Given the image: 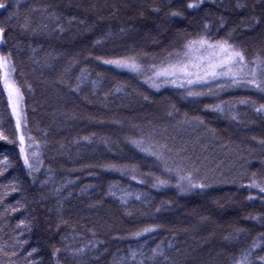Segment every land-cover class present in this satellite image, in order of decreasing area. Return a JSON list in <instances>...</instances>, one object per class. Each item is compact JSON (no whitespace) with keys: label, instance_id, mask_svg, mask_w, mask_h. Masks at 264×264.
Segmentation results:
<instances>
[{"label":"trees","instance_id":"16d2710c","mask_svg":"<svg viewBox=\"0 0 264 264\" xmlns=\"http://www.w3.org/2000/svg\"><path fill=\"white\" fill-rule=\"evenodd\" d=\"M7 2L12 7L0 10V26L6 28L0 51L12 53L26 131L40 162L29 175L0 86V131L15 141H0V264H233L254 243L253 264H264L258 259L264 256V202L247 199L258 190L239 187L253 171L264 177V112L251 104L231 111L225 106L224 112L206 108L242 98L258 107L264 94L230 89L186 97L183 89L157 90L144 76L102 62L127 55L144 64L159 62L185 38L204 34V24L215 39L231 31V42L249 58L264 55V0H204L194 10L186 8L189 0ZM238 2L245 7L237 8ZM46 5L48 11L39 10ZM16 7L19 20L7 21ZM171 11L182 16L171 17ZM25 16L28 30L20 27ZM132 140L162 151L171 167L199 169L197 180L206 177L212 186L181 192L175 173H166L163 163ZM247 160L248 175L241 176ZM109 164L124 171L103 167ZM154 177L169 182L153 187ZM152 225L159 227L131 235ZM236 229L245 230L238 240L224 239ZM157 245L167 259L153 257Z\"/></svg>","mask_w":264,"mask_h":264},{"label":"snow or ice","instance_id":"6c2138e0","mask_svg":"<svg viewBox=\"0 0 264 264\" xmlns=\"http://www.w3.org/2000/svg\"><path fill=\"white\" fill-rule=\"evenodd\" d=\"M204 3V0H189L186 5L188 10L199 9ZM12 7L7 0H0V10H7ZM50 5H46L40 11H48ZM237 8H243L245 5L241 3L236 4ZM38 9H33L37 11ZM152 11L159 12L160 8H153ZM171 17L182 16L180 11H171L168 13ZM20 13L18 7L14 8L9 12L6 20L11 21L13 18L19 20ZM51 18L59 20V16L55 13L51 14ZM75 20V17L71 18L68 23L71 24ZM253 22L258 23L253 19ZM84 23V21H80ZM223 21H221V26ZM30 26V18L25 16L24 22L20 24L23 30H28ZM46 27V25H45ZM59 27L61 32L64 31L63 27ZM205 33L197 35L195 38H185L180 47L173 48L168 51L163 59L159 62H152L144 64L140 61L136 55L121 56L114 59H103V63L106 65H114L116 68L127 69L130 72H134L137 75L145 77V83L149 84L152 88L159 90L160 88L171 85L175 88L183 89L186 97H202V96H217L220 92L226 90L234 89H246L255 90L260 94H264V55L256 54L254 57L249 58L246 51L237 46L232 41V32L230 31L227 35L220 39L212 38L208 35L207 30L209 29L208 24H204ZM35 32V29H32ZM123 31V29H122ZM6 28L0 26V44H6L5 40ZM99 43V41H98ZM101 59V58H97ZM85 70H82V73ZM16 72V66L12 59L11 51L7 53L0 51V86L2 90L7 95V107L11 110V116L15 120V132L18 135L19 141V154L23 158L24 166L29 170V175L32 171L38 170L34 168V163H39V153L36 151H29L33 147L34 138L29 135L27 140L30 142L25 144L26 137L22 132L23 128L27 127V118L22 107L23 94L18 86L16 80L14 79V73ZM85 76L82 75L78 79H84ZM95 83V82H94ZM197 86L200 90H197ZM203 89H207L204 91ZM147 99V97H145ZM236 104L247 105L251 104L255 108L257 113L264 112V104H260L258 107L255 105V101L250 99H239L236 101H221L220 104L216 105H206V108L217 112H224L225 106H227L228 111H231ZM169 116L172 112L168 113ZM233 120L236 119L235 116L231 117ZM198 125H202L204 121L199 117L195 118ZM87 139V138H85ZM255 140L256 138L253 137ZM0 141H8L9 143H14L15 141L9 140L8 136L0 131ZM136 147H138L142 152H146L151 156H154L157 161L163 163L164 171L168 174L175 173L176 184L175 187L181 192L191 189L199 188L204 190L211 187L212 185L207 182L206 177H201L197 180V176L194 173L199 172V169H193L191 171H185L184 167L176 163L175 167L169 165V159L164 157L162 151L152 150V146L144 147L142 140H132ZM260 145L264 146V140L259 141ZM161 148L165 146H160ZM171 152V149H168ZM175 163V161H173ZM252 161H245V165L242 167L245 169L241 173V176L248 175L247 169L251 165ZM259 164L262 169H264V159L259 160ZM106 169L121 171L124 169L117 167L115 164L104 165ZM135 173V168L132 169ZM146 177H151V173L144 174ZM258 173L253 171L249 176V183L247 185L241 183L240 188H246L248 190L256 189L258 190L257 196L249 195L247 199L249 201H254L257 198L264 202V177L260 179L257 178ZM132 179H136V175H132ZM153 187L166 186L168 180L161 179L160 177H154ZM144 183V180L139 181ZM235 184L236 180L231 181ZM13 190H15L13 188ZM139 199V197H137ZM12 211H16V208H12ZM159 211V209H158ZM261 217L252 216L251 219H260ZM23 224V221H21ZM20 227V225H17ZM159 225H152L143 227L131 235L133 237H142L145 234L152 233L157 230ZM244 229H236L235 235L232 237L226 236L225 240L235 239L238 240L240 234H242ZM171 247V245H169ZM257 245L254 243L251 248L243 252L241 259L239 261L234 260L233 264H253L251 257L254 255L253 249ZM0 251H3L0 248ZM36 250L33 249V252ZM59 249L53 251L52 255L56 256ZM84 249H77V253H82ZM153 257L159 253L160 256L167 257L160 251V246L157 245L156 248L152 249ZM75 254V253H74ZM15 255V253H13ZM29 256L32 253L28 254ZM141 255H143L141 253ZM136 251H131V257L133 260L136 259ZM261 262H264V256L258 257ZM118 264V262H117ZM143 264V261L140 262Z\"/></svg>","mask_w":264,"mask_h":264},{"label":"rangeland","instance_id":"374dc122","mask_svg":"<svg viewBox=\"0 0 264 264\" xmlns=\"http://www.w3.org/2000/svg\"><path fill=\"white\" fill-rule=\"evenodd\" d=\"M22 107H23V101H22ZM22 132H23V134L25 135V137H26V140H25V144H26V146H27V144L28 143H30L28 140H27V136H29L28 135V133H27V131H26V128H23L22 129ZM29 151H36V152H38L39 153V150H38V148H37V146L35 145V144H33V147L31 148V149H29ZM36 166H37V164H36V162H33ZM183 164V163H182ZM181 164V165H182ZM186 171V170H185ZM189 191V190H188Z\"/></svg>","mask_w":264,"mask_h":264}]
</instances>
